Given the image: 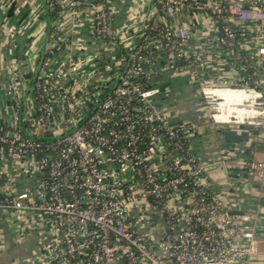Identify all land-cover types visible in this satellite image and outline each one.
Segmentation results:
<instances>
[{"label": "built area", "instance_id": "2783aa9c", "mask_svg": "<svg viewBox=\"0 0 264 264\" xmlns=\"http://www.w3.org/2000/svg\"><path fill=\"white\" fill-rule=\"evenodd\" d=\"M121 2L77 23L63 0L32 79L10 64L0 218L36 264H264V157L212 189L223 161L191 149L201 126L173 122L162 83L187 76L214 125L264 138V0H134L125 19Z\"/></svg>", "mask_w": 264, "mask_h": 264}, {"label": "crops", "instance_id": "0c3cea01", "mask_svg": "<svg viewBox=\"0 0 264 264\" xmlns=\"http://www.w3.org/2000/svg\"><path fill=\"white\" fill-rule=\"evenodd\" d=\"M58 1L62 7L63 0ZM78 1L81 6L73 16L77 23H82L90 19L96 0ZM118 1H122L119 14L125 19V5H133L134 0ZM47 6L46 0H0V108L8 101L12 62L18 65L27 81L32 79L30 71L33 65L37 66L36 58L45 47L52 26L57 24L56 20L51 22ZM65 13L68 14V9ZM162 83L170 89V96L163 100V105L173 114V122L194 121L201 126L188 138L191 149L203 161H223L211 171L212 189L229 190L225 186L226 174L235 176L247 161L263 158L264 138L256 139L244 125H214L198 106L202 102L201 95L187 76L165 75ZM261 206L263 208L264 204ZM35 253L34 235L17 228L15 214L5 213L0 218V264H36Z\"/></svg>", "mask_w": 264, "mask_h": 264}, {"label": "trees", "instance_id": "16d2710c", "mask_svg": "<svg viewBox=\"0 0 264 264\" xmlns=\"http://www.w3.org/2000/svg\"><path fill=\"white\" fill-rule=\"evenodd\" d=\"M60 9H61L60 7H57L54 11L48 9V14H49L48 16H49V18L54 19L56 13H58V11H60ZM250 197H251L252 200L254 199V196H253V195H251ZM255 199H256V198H255ZM260 202H261L262 204H264V198H263L262 200H260Z\"/></svg>", "mask_w": 264, "mask_h": 264}, {"label": "rangeland", "instance_id": "374dc122", "mask_svg": "<svg viewBox=\"0 0 264 264\" xmlns=\"http://www.w3.org/2000/svg\"><path fill=\"white\" fill-rule=\"evenodd\" d=\"M198 106L203 108V112H204V113L207 112V109L205 108L204 103L200 102V103H198ZM183 111H184V110H183ZM183 111H182V112H183ZM248 131H250L249 128H248ZM261 137H262V136H261ZM255 138L258 139V137H255ZM262 209H263V210H262L261 214L264 215V207H263ZM263 244H264V243H263Z\"/></svg>", "mask_w": 264, "mask_h": 264}, {"label": "water", "instance_id": "95a60500", "mask_svg": "<svg viewBox=\"0 0 264 264\" xmlns=\"http://www.w3.org/2000/svg\"><path fill=\"white\" fill-rule=\"evenodd\" d=\"M47 10H48V8H47ZM47 42V41H46ZM45 45H46V43H45ZM44 49H45V47L43 48V51H44ZM43 51H42V54H43Z\"/></svg>", "mask_w": 264, "mask_h": 264}]
</instances>
